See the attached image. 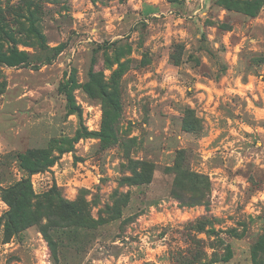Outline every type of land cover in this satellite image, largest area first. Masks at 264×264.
<instances>
[{
  "label": "rangeland",
  "instance_id": "obj_1",
  "mask_svg": "<svg viewBox=\"0 0 264 264\" xmlns=\"http://www.w3.org/2000/svg\"><path fill=\"white\" fill-rule=\"evenodd\" d=\"M0 264H264V0H0Z\"/></svg>",
  "mask_w": 264,
  "mask_h": 264
},
{
  "label": "trees",
  "instance_id": "obj_2",
  "mask_svg": "<svg viewBox=\"0 0 264 264\" xmlns=\"http://www.w3.org/2000/svg\"><path fill=\"white\" fill-rule=\"evenodd\" d=\"M2 37L5 39V41L9 44L10 47L13 49V43L14 39L11 34H8L4 30L1 31ZM66 96V106L68 107V110L70 112L77 110L76 107L73 105V98L71 94L66 90L65 91ZM6 191H11L14 196H17L18 200H26L28 197V193L30 192V185L25 180H20L14 184H12L9 188L6 189ZM9 202V200H8ZM13 205V204H12ZM10 205V206H12Z\"/></svg>",
  "mask_w": 264,
  "mask_h": 264
}]
</instances>
